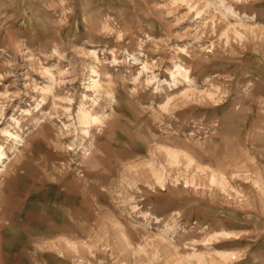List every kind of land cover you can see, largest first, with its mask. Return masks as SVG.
<instances>
[{"label":"rangeland","instance_id":"rangeland-1","mask_svg":"<svg viewBox=\"0 0 264 264\" xmlns=\"http://www.w3.org/2000/svg\"><path fill=\"white\" fill-rule=\"evenodd\" d=\"M0 148V262L264 264V0H0Z\"/></svg>","mask_w":264,"mask_h":264},{"label":"bare ground","instance_id":"bare-ground-1","mask_svg":"<svg viewBox=\"0 0 264 264\" xmlns=\"http://www.w3.org/2000/svg\"><path fill=\"white\" fill-rule=\"evenodd\" d=\"M143 67H144V65H143ZM187 72H188L187 69H185V68H183V67H181V66H177V67L175 68V70L171 72V78H172V80H174V81H175V79L178 78V77H181V78L186 79V78H188V74H187ZM82 119H88V113L86 114V113L83 111ZM83 121H84V120H83ZM9 134H10V133H9ZM2 157H4V152L1 151V148H0V160H1ZM0 162H1V161H0Z\"/></svg>","mask_w":264,"mask_h":264},{"label":"crops","instance_id":"crops-1","mask_svg":"<svg viewBox=\"0 0 264 264\" xmlns=\"http://www.w3.org/2000/svg\"><path fill=\"white\" fill-rule=\"evenodd\" d=\"M0 264H6V263L3 261V262H0Z\"/></svg>","mask_w":264,"mask_h":264}]
</instances>
